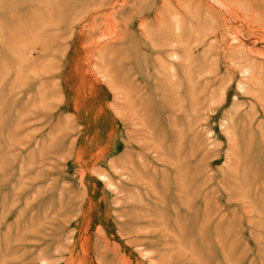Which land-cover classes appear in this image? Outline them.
I'll use <instances>...</instances> for the list:
<instances>
[{
  "label": "rangeland",
  "instance_id": "obj_1",
  "mask_svg": "<svg viewBox=\"0 0 264 264\" xmlns=\"http://www.w3.org/2000/svg\"><path fill=\"white\" fill-rule=\"evenodd\" d=\"M0 264H264V0H0Z\"/></svg>",
  "mask_w": 264,
  "mask_h": 264
},
{
  "label": "bare ground",
  "instance_id": "obj_2",
  "mask_svg": "<svg viewBox=\"0 0 264 264\" xmlns=\"http://www.w3.org/2000/svg\"><path fill=\"white\" fill-rule=\"evenodd\" d=\"M54 95V94H53Z\"/></svg>",
  "mask_w": 264,
  "mask_h": 264
}]
</instances>
